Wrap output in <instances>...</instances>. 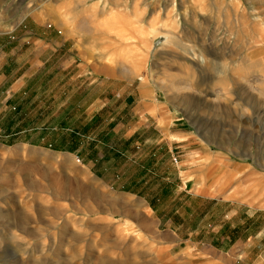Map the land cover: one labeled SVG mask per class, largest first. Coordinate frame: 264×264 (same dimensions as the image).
Returning a JSON list of instances; mask_svg holds the SVG:
<instances>
[{
	"label": "rangeland",
	"instance_id": "1",
	"mask_svg": "<svg viewBox=\"0 0 264 264\" xmlns=\"http://www.w3.org/2000/svg\"><path fill=\"white\" fill-rule=\"evenodd\" d=\"M24 19L57 30L75 63L0 69V264L102 255L103 264H197L194 249L172 246L141 196L150 183L179 185L164 147L156 155L164 161L151 164L148 99L153 117L171 115L170 131L185 129L228 157L226 187L242 189L234 198L264 208V0H0V33ZM81 72L129 99L87 108L99 91L77 85ZM17 81L25 92L5 94ZM133 131L127 149L122 136ZM53 202L80 243L58 250L55 230H41L39 210ZM16 217L27 223L16 226Z\"/></svg>",
	"mask_w": 264,
	"mask_h": 264
},
{
	"label": "crops",
	"instance_id": "2",
	"mask_svg": "<svg viewBox=\"0 0 264 264\" xmlns=\"http://www.w3.org/2000/svg\"><path fill=\"white\" fill-rule=\"evenodd\" d=\"M66 43L67 40L60 39L57 30L47 29L45 25L33 19H24L16 29L0 33V69L17 66L30 70L69 69L75 63L74 58L70 56L74 48H70ZM5 73L6 71H3L2 74ZM85 76L81 72L72 79L77 80L78 86L94 85L99 91L96 96H90L87 108L93 107L103 99L104 110L109 107V101H113L115 97L121 98V102L130 97L128 94L123 98L124 90L118 93L113 88H109L103 78L98 82L87 80ZM19 81L10 83L4 93L25 92L27 82ZM147 101L143 112H147L146 117L149 119H154L148 127L155 134L157 133L151 164L156 166L162 163L160 161L163 157L156 155L164 147L166 154L170 153V165L177 169L179 185L161 183L153 191L154 188L150 187V183L149 192L141 196L148 197L146 203L158 224L164 225L165 232L173 236L172 246L184 244L194 249L197 264H237L238 261L262 264L264 249L261 246L264 238L261 228L264 226V208L234 198L242 193V189L237 186L226 187L229 170L224 172L220 161L222 160V165L233 166V164L228 157L224 160L220 158V154H215V148L210 145L205 147L202 143L192 140V136L185 129L170 131L174 124L164 125V123L173 121L171 115L153 117L149 112L155 107V102L153 99ZM139 102L140 98L136 100L138 105ZM140 116L141 119L145 117L142 113ZM158 117L163 124L156 122ZM134 133L135 131L128 136H122L125 139V148L133 146L131 139ZM175 148L181 151H175ZM175 155H178V162L173 164L172 157ZM201 157L206 160L205 163L201 162ZM215 162L218 165H215ZM217 173H223L221 182H218ZM147 183L148 181L143 182L142 185L146 186ZM176 189L179 192H175ZM177 196L179 200H175Z\"/></svg>",
	"mask_w": 264,
	"mask_h": 264
},
{
	"label": "bare ground",
	"instance_id": "3",
	"mask_svg": "<svg viewBox=\"0 0 264 264\" xmlns=\"http://www.w3.org/2000/svg\"><path fill=\"white\" fill-rule=\"evenodd\" d=\"M16 218H19V217H16ZM21 218L17 219L18 222H17L16 226L17 225L21 226L23 223L24 224L27 223L26 222L27 219H23V218L21 219ZM61 220H62V223L59 224L58 221H61ZM70 221H71L70 218L66 217L65 214H62L59 211V206L56 205L54 202L51 204H48L47 206H44V208L39 210V222L43 225L41 230H43L44 232L49 231L51 229L55 230V232L53 234V238L56 239V237H58L56 240L58 250L61 249L65 243H68V244H71L72 242L73 243L74 242L80 243L79 242L80 240L85 239L82 235H78V234H75L74 232L69 231L68 225H69ZM8 226H9V224H8ZM13 226L15 227L14 224H13ZM26 232H27V230H26ZM56 257L58 259V256H56ZM49 259H51V258H49ZM85 264H103V255L100 257V259H98V261H96V263H90V261L88 260Z\"/></svg>",
	"mask_w": 264,
	"mask_h": 264
}]
</instances>
